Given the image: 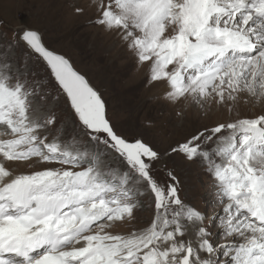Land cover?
Returning <instances> with one entry per match:
<instances>
[{
    "label": "snow or ice",
    "instance_id": "obj_1",
    "mask_svg": "<svg viewBox=\"0 0 264 264\" xmlns=\"http://www.w3.org/2000/svg\"><path fill=\"white\" fill-rule=\"evenodd\" d=\"M89 9L167 101L215 107V119L161 153L119 133L38 30L0 34V264H264V0H85L74 11ZM30 54L44 79L31 78ZM50 98L64 99L70 128ZM174 154L210 177V215L181 198Z\"/></svg>",
    "mask_w": 264,
    "mask_h": 264
},
{
    "label": "rangeland",
    "instance_id": "obj_2",
    "mask_svg": "<svg viewBox=\"0 0 264 264\" xmlns=\"http://www.w3.org/2000/svg\"><path fill=\"white\" fill-rule=\"evenodd\" d=\"M84 4L85 0H0V34L10 37L12 30L25 27L38 30L45 44L66 56L101 94L116 130L129 139L142 136L161 153L215 119V107L204 115L194 105L184 108L167 101L160 94L165 83L148 81L149 64L139 65L126 43L115 33L89 23L94 19L93 10L75 13L74 8ZM14 56L22 62V51H15ZM28 70L36 73L31 77L36 80L49 74L44 62L31 54ZM48 108L61 120L69 118L63 98H50ZM178 109L184 111L183 118L176 115ZM68 127H71L70 119ZM166 163L180 182V196L185 203L210 215L214 189L199 161H188L174 154L166 158ZM136 216L143 223L151 212L137 210ZM127 230L126 225L115 229Z\"/></svg>",
    "mask_w": 264,
    "mask_h": 264
},
{
    "label": "water",
    "instance_id": "obj_3",
    "mask_svg": "<svg viewBox=\"0 0 264 264\" xmlns=\"http://www.w3.org/2000/svg\"><path fill=\"white\" fill-rule=\"evenodd\" d=\"M42 37H43V35H42ZM43 42H44V44H45V41H44V37H43ZM45 46L49 49V50H51L46 44H45ZM53 51V50H52ZM55 52V51H54ZM55 53H57V52H55ZM57 54H59V53H57ZM60 55H62V54H60ZM64 56V55H63ZM66 57V56H65ZM67 58V57H66ZM68 59V58H67ZM69 60V59H68ZM70 61V60H69ZM71 62V61H70ZM71 64L73 65V63L71 62ZM73 67H74V65H73ZM75 68V67H74ZM86 79L88 80V78L86 77ZM89 81V80H88ZM90 83V82H89ZM90 85H91V83H90ZM92 86V85H91ZM93 87V86H92ZM94 88V87H93ZM95 89V88H94ZM96 90V89H95Z\"/></svg>",
    "mask_w": 264,
    "mask_h": 264
},
{
    "label": "bare ground",
    "instance_id": "obj_4",
    "mask_svg": "<svg viewBox=\"0 0 264 264\" xmlns=\"http://www.w3.org/2000/svg\"><path fill=\"white\" fill-rule=\"evenodd\" d=\"M257 108H259V105H257Z\"/></svg>",
    "mask_w": 264,
    "mask_h": 264
}]
</instances>
